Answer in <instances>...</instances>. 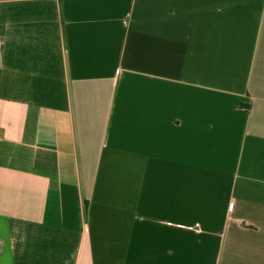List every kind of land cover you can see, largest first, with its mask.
Masks as SVG:
<instances>
[{
  "label": "crops",
  "instance_id": "0c3cea01",
  "mask_svg": "<svg viewBox=\"0 0 264 264\" xmlns=\"http://www.w3.org/2000/svg\"><path fill=\"white\" fill-rule=\"evenodd\" d=\"M0 264H264V0H0Z\"/></svg>",
  "mask_w": 264,
  "mask_h": 264
}]
</instances>
